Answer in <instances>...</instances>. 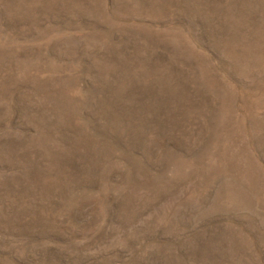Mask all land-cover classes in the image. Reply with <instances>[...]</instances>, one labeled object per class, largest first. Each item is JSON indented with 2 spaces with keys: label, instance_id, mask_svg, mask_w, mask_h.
Wrapping results in <instances>:
<instances>
[{
  "label": "rangeland",
  "instance_id": "1",
  "mask_svg": "<svg viewBox=\"0 0 264 264\" xmlns=\"http://www.w3.org/2000/svg\"><path fill=\"white\" fill-rule=\"evenodd\" d=\"M0 264H264V0H0Z\"/></svg>",
  "mask_w": 264,
  "mask_h": 264
}]
</instances>
